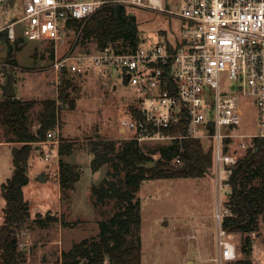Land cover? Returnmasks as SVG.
Segmentation results:
<instances>
[{
    "label": "built area",
    "instance_id": "1",
    "mask_svg": "<svg viewBox=\"0 0 264 264\" xmlns=\"http://www.w3.org/2000/svg\"><path fill=\"white\" fill-rule=\"evenodd\" d=\"M113 4L177 19L178 30L171 37L142 36L133 49L107 43L80 50L84 21ZM15 9L18 14L6 22ZM17 23L28 39L68 44L65 56L54 61L57 72L68 67L81 73L86 60L120 68L138 94L130 118L121 125L130 132L127 139L143 147L200 140L213 150L212 178L219 195L222 188L224 195L229 189L237 161L255 147L256 139L264 142V0H0V32L7 29L12 42ZM59 135V124L47 131L50 140L59 142ZM261 152L264 156V143ZM150 155L157 159L160 154ZM49 157L46 152L44 158ZM171 162L183 164L180 155ZM224 195L216 204L212 260L217 264L239 256L234 232L221 223L228 213Z\"/></svg>",
    "mask_w": 264,
    "mask_h": 264
},
{
    "label": "rangeland",
    "instance_id": "2",
    "mask_svg": "<svg viewBox=\"0 0 264 264\" xmlns=\"http://www.w3.org/2000/svg\"><path fill=\"white\" fill-rule=\"evenodd\" d=\"M128 10L136 15L141 35L146 40L156 39L163 32L171 37L172 31L178 30L177 19L133 6L128 7ZM17 14L18 9L11 11L6 22L11 21V17ZM15 31L17 40L13 42L9 58L8 49L6 50L5 45L0 42V52L5 50V56L0 58V96L3 93L2 85L6 81L2 68L6 66L14 74L16 95L22 99L35 100L27 112V122L31 130L38 126L42 100L49 97L58 100L59 90L64 85V76L68 71L70 73L68 76L71 84L68 91L75 100V106L63 105L59 100V126L61 138L75 142L72 152L63 158L78 165L80 177L66 194H60L57 177L59 159L56 149L59 142L48 139L33 143L28 159L29 181L23 187L31 217L19 234V248H23L25 260L18 264L47 261L59 264V246L62 244L66 250L73 242L96 236L99 230L97 220L102 218L94 204L91 188L93 184H101L106 176L107 166L92 170L89 142L97 137L127 139L130 132H121L119 126L124 119L130 118L129 109L135 105L138 94L135 86L117 67L93 65L86 60L81 73H72L68 67L57 72L53 66L54 61L65 56L68 45L66 42L55 44L41 39H28L23 33L21 23L15 25ZM80 40V50L90 51L99 47L97 41L92 38ZM13 59L16 62H13ZM157 144L159 143L149 145L153 147ZM12 145L5 130L1 129L0 224L3 221L5 206L1 185L13 173ZM46 152H50L48 159L44 158ZM42 172L44 179L40 177ZM224 191L222 188L219 195L211 173L202 176L145 178L137 192L140 201V264H186L188 260L195 264H217L212 260L217 228L216 204L224 195ZM61 204L68 206L62 214L63 218L78 222L64 228L60 236L58 235L60 242L54 244L50 250V247H47L48 233L55 232L54 228H50L54 223L41 226L32 218L36 212H56ZM102 209L105 212L103 216H106L112 209V203L104 204ZM250 235L252 252L248 256L252 264H264V218H260L259 230L251 232ZM129 237L133 239L132 236ZM234 239L239 252L237 258L241 259L245 256L241 234L234 232ZM234 262L235 260H232L224 264ZM103 264L109 263L105 261Z\"/></svg>",
    "mask_w": 264,
    "mask_h": 264
},
{
    "label": "trees",
    "instance_id": "3",
    "mask_svg": "<svg viewBox=\"0 0 264 264\" xmlns=\"http://www.w3.org/2000/svg\"><path fill=\"white\" fill-rule=\"evenodd\" d=\"M90 38L96 40L100 47L113 43L131 49L142 41L136 15L123 4L101 8L84 21L81 39ZM0 42L7 46L9 58L13 42L8 37L7 29L0 32ZM68 74L69 71L64 76L58 100L63 105L74 107L75 100L68 91L71 84ZM34 103V99H22L17 95L8 97L2 93L0 96V125L8 141L13 143V173L1 185L5 206L0 224V264H18L25 259L23 248H19V234L31 217L29 203L23 192V187L29 181L28 159L32 144L48 140L47 131L59 124L60 105L54 97H49L42 100L38 126L31 130L27 112ZM263 143L262 139H256L255 147L248 150L233 166L229 189L223 197L228 213L222 217V226L227 231L241 234L242 249L245 252V256L236 258L233 264H252L248 256L252 252L250 233L259 230L260 218H264ZM74 146L73 140L63 138L58 143V178L62 195L80 177L78 165L62 159V156L72 152ZM89 148L92 152V170L107 166L101 184H93L91 188L94 204L102 216L97 220L99 230L96 236L84 237L62 250L59 264H103L105 261L109 264H140V201L137 192L141 182L145 178L202 176L206 173H211L212 177L213 150L211 147L205 149L204 144L195 138L143 147L135 139L97 137L89 142ZM154 152L160 154L157 163L148 168L140 166V163L152 160L150 154ZM177 155H180L186 168L172 173L174 166L171 161ZM106 203H112V209L103 216L105 212L102 208ZM32 219L41 226L54 222L73 226L78 222L66 220L62 214L50 210L44 214L36 212Z\"/></svg>",
    "mask_w": 264,
    "mask_h": 264
},
{
    "label": "water",
    "instance_id": "4",
    "mask_svg": "<svg viewBox=\"0 0 264 264\" xmlns=\"http://www.w3.org/2000/svg\"><path fill=\"white\" fill-rule=\"evenodd\" d=\"M5 49L7 50V46H5ZM5 56V50L2 51V53L0 52V58ZM3 72L6 75V81L5 83L2 85V92L4 95L8 96V97H13L16 95V90H15V86H14V74L13 72L9 71L8 68L6 66H4L2 68ZM157 163L156 159H152V160H148L146 162H142L140 163V166H144V167H152ZM186 168V165L183 163L182 165L178 166V167H174L171 169V172H178V171H184ZM44 175V172H42L40 174V177L42 179ZM186 264H195L192 260H188L186 262Z\"/></svg>",
    "mask_w": 264,
    "mask_h": 264
},
{
    "label": "crops",
    "instance_id": "5",
    "mask_svg": "<svg viewBox=\"0 0 264 264\" xmlns=\"http://www.w3.org/2000/svg\"><path fill=\"white\" fill-rule=\"evenodd\" d=\"M2 129V127L0 128V130ZM3 130V129H2ZM119 130L121 132H124L123 131V128L122 126H119ZM61 138V132H60V135H59V139ZM56 149H57V152H58V144L56 145ZM58 159H59V154H58ZM62 159L63 156H62ZM66 161V160H65ZM75 164V163H74ZM57 171H58V167H57ZM57 177H58V173H57ZM61 194V193H60ZM62 201H66V199H62ZM67 204L66 205H63L61 204L58 209L56 210V212L61 215L64 213V210L65 208H67ZM58 223V224H57ZM98 224V223H97ZM53 226H51L50 228H54L55 232H50L48 233L49 234V237H48V241H47V247H50V250H51V247L54 246V244H57L58 242H60V240L58 239V235L60 236V234L63 232L64 228H66L67 226H63L60 222H54V224H52ZM55 226V227H54ZM47 229V228H46ZM47 232V231H45ZM60 244V243H59ZM62 250H65V248H63L62 244L59 246V253H61ZM25 260V259H24ZM23 260V261H24ZM38 264H52L50 263V261H47V262H44V263H38Z\"/></svg>",
    "mask_w": 264,
    "mask_h": 264
}]
</instances>
